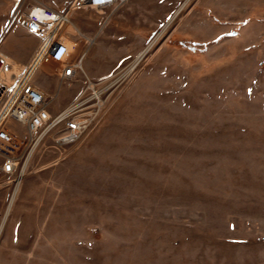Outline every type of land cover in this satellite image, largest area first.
Segmentation results:
<instances>
[{
    "label": "rangeland",
    "instance_id": "374dc122",
    "mask_svg": "<svg viewBox=\"0 0 264 264\" xmlns=\"http://www.w3.org/2000/svg\"><path fill=\"white\" fill-rule=\"evenodd\" d=\"M31 1L71 9L105 106L77 146L48 136L34 151L0 264H264V0ZM28 2L0 0V50L24 64L38 44L17 24ZM32 81L52 113L86 83L45 69Z\"/></svg>",
    "mask_w": 264,
    "mask_h": 264
},
{
    "label": "built area",
    "instance_id": "2783aa9c",
    "mask_svg": "<svg viewBox=\"0 0 264 264\" xmlns=\"http://www.w3.org/2000/svg\"><path fill=\"white\" fill-rule=\"evenodd\" d=\"M29 1L17 24L38 39L30 63L35 72L45 69L61 80H70L78 72L85 77L79 95L56 113L49 107L44 90L23 74L12 77L7 57L0 50V178L7 176L13 189L20 185L39 144L48 136L54 147L77 146L99 122L105 106V87H98L83 70L86 55H75L67 29L71 9L56 10L40 1ZM125 0H74L94 9L116 7ZM83 2V3H81ZM12 189V192H13Z\"/></svg>",
    "mask_w": 264,
    "mask_h": 264
},
{
    "label": "bare ground",
    "instance_id": "6f19581e",
    "mask_svg": "<svg viewBox=\"0 0 264 264\" xmlns=\"http://www.w3.org/2000/svg\"><path fill=\"white\" fill-rule=\"evenodd\" d=\"M179 11H180V9H178V11L167 22V24L164 26V28L162 29V31L146 46V48L142 51V53L139 54L133 60V62L130 64V66L126 69L125 74H127L129 71H131L132 69H134L136 67V65L139 63V61L142 59V57L151 49V47L157 41L158 37L161 35V33L163 32V30L171 23V21L176 17V15L178 14ZM5 56L7 57L8 61H10V60L13 61L14 68H16L14 71L11 70V72H10L12 77H16V76H19V75L23 74V77H25V78H27V77H31L32 78V76L35 73V66H34L35 61H33L32 63H30V61H28V63H26V64H21V63H18L16 61H14L12 58L8 57L6 54H5ZM84 59H85V57L81 61V65H82V68H83V70L85 72L84 65H83ZM125 74H123V75L125 76ZM57 159H56V161H57ZM32 172H34V171H31L29 173H32ZM19 187H20V185L16 186L13 189L12 195L10 197L9 203L7 205V208H6V211H5V214H4L3 222H2V224L0 226V233H1L2 229H3V227H4V223L6 221H8V218L10 217V215L12 213L13 206H14L15 201L17 199V194H18V191H19Z\"/></svg>",
    "mask_w": 264,
    "mask_h": 264
},
{
    "label": "crops",
    "instance_id": "0c3cea01",
    "mask_svg": "<svg viewBox=\"0 0 264 264\" xmlns=\"http://www.w3.org/2000/svg\"><path fill=\"white\" fill-rule=\"evenodd\" d=\"M22 31L23 32H25V30L24 29H22ZM9 57V56H8ZM10 58H12V57H10ZM30 58H31V56H30ZM30 58H29V60H30ZM13 59V58H12ZM14 60V59H13ZM15 61V60H14ZM27 61V60H26ZM26 61H24V62H26ZM17 62V61H16ZM24 62H21V64H24ZM19 63V62H18ZM28 63V62H27Z\"/></svg>",
    "mask_w": 264,
    "mask_h": 264
}]
</instances>
